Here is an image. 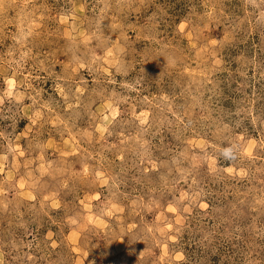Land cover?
Wrapping results in <instances>:
<instances>
[{
    "label": "rangeland",
    "instance_id": "obj_1",
    "mask_svg": "<svg viewBox=\"0 0 264 264\" xmlns=\"http://www.w3.org/2000/svg\"><path fill=\"white\" fill-rule=\"evenodd\" d=\"M0 264H264V0H0Z\"/></svg>",
    "mask_w": 264,
    "mask_h": 264
}]
</instances>
